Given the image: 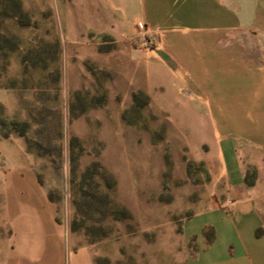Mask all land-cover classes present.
<instances>
[{"label":"rangeland","instance_id":"1","mask_svg":"<svg viewBox=\"0 0 264 264\" xmlns=\"http://www.w3.org/2000/svg\"><path fill=\"white\" fill-rule=\"evenodd\" d=\"M73 13L71 0H0V212L26 170L96 264H188L201 243L183 225L207 170L177 151L175 102L134 87L126 44L81 34ZM9 231L0 214V264Z\"/></svg>","mask_w":264,"mask_h":264},{"label":"crops","instance_id":"2","mask_svg":"<svg viewBox=\"0 0 264 264\" xmlns=\"http://www.w3.org/2000/svg\"><path fill=\"white\" fill-rule=\"evenodd\" d=\"M71 2L81 34L126 44L136 89L175 102L177 151L207 170L183 225L201 243L188 264H264V0ZM251 167L257 176L248 182ZM5 190L2 264H96L31 173H15ZM207 226L213 238L204 245Z\"/></svg>","mask_w":264,"mask_h":264},{"label":"built area","instance_id":"3","mask_svg":"<svg viewBox=\"0 0 264 264\" xmlns=\"http://www.w3.org/2000/svg\"><path fill=\"white\" fill-rule=\"evenodd\" d=\"M144 43H145L146 45H149V44H150L149 39H148V40H144Z\"/></svg>","mask_w":264,"mask_h":264}]
</instances>
